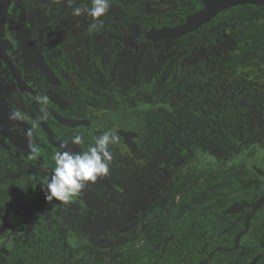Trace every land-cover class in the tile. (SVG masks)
Instances as JSON below:
<instances>
[{
  "label": "flooded vegetation",
  "instance_id": "obj_1",
  "mask_svg": "<svg viewBox=\"0 0 264 264\" xmlns=\"http://www.w3.org/2000/svg\"><path fill=\"white\" fill-rule=\"evenodd\" d=\"M39 1L43 6L33 25L28 8L21 7L15 13L13 0L8 11L15 13L12 32L7 15L3 35L8 42L4 54L9 64L0 58V169L7 167L0 171V250L6 253L0 255V264H264V203L249 217L248 225L249 206L233 214L224 213L232 204H251L264 194V177L255 171L258 168L264 172V156L260 165L252 158L248 160L250 174L237 161L224 170L206 172L201 166L190 167L196 146L190 149L186 132L182 141L176 140L168 157H159L157 148H152L148 139L145 142L143 135L127 128L124 118L112 120L110 111L99 107L85 80L90 68L116 65L118 57L131 58L145 45L172 41L181 50L254 52L253 65L244 72L252 77V82L245 81L255 97L264 91V74L258 77L259 70L264 68L259 61L264 53V5L224 9L201 26L209 25L210 30L201 34L205 38L201 43H194L201 27L179 38L156 42L146 39L148 31L174 27L185 19L168 26L154 18L164 13L153 14L151 20L138 18L130 27L132 23L117 0H110L107 13L98 20L86 14L72 15L75 8L89 7L90 0ZM181 1L160 2L170 8ZM197 1L201 6L196 11L203 8L201 0ZM21 9L26 12L25 30L30 34L38 61L27 58L16 41L14 24ZM52 20L56 27L54 36L49 31ZM143 21L150 24L146 31L142 29ZM41 22L44 27L37 26ZM92 24L97 27L92 28ZM37 97L43 98V102H38ZM15 109L24 113L22 121L9 120ZM42 109L47 111V118L38 120ZM169 111L175 112L174 108ZM29 129L31 144L26 137ZM104 131L120 137L110 149L114 159L108 174L88 184L90 192H79L67 203L47 201L43 189L53 173L52 156L65 150L82 153ZM77 134L82 137L80 145L71 143ZM164 164L178 172L172 183L173 194L164 197L157 188V199L150 201L153 204L142 205L147 196L142 187L143 173L148 172V165ZM157 174L151 175L150 180ZM191 175L200 177L196 188L190 187ZM131 178L138 186L128 189L127 181ZM253 186L262 191L256 198L253 196L258 190ZM197 190L200 203L191 208ZM13 203L20 205L9 206ZM134 216V227L139 228L127 236L123 228L126 220ZM92 222L96 225L91 226ZM106 222L112 225L107 227L109 234L115 231L112 242L124 241L121 248H126L125 255L69 253L85 242L81 234L85 224L90 223L95 234ZM47 244L56 245L62 255H44ZM217 248L221 250L209 255Z\"/></svg>",
  "mask_w": 264,
  "mask_h": 264
},
{
  "label": "rangeland",
  "instance_id": "obj_2",
  "mask_svg": "<svg viewBox=\"0 0 264 264\" xmlns=\"http://www.w3.org/2000/svg\"><path fill=\"white\" fill-rule=\"evenodd\" d=\"M117 1L121 3L125 17H128V21L132 23L130 27H133L138 18L151 20L153 14L164 13L167 9V5L164 6L161 4V0ZM42 6L43 4H41L39 0H15V13L21 7L28 8L29 21L34 25L38 21V11H40ZM53 18H55V12H52V19ZM53 22L54 20H52L49 25V31L54 36L56 27L53 25ZM42 25L44 27L45 23H37V26L42 27ZM174 45H176V43L172 41H167L164 44L156 46L145 45L136 54L134 53L131 58L125 59L124 57H118L120 60L116 65L101 66L97 69L90 68L88 74H85L86 83L95 93V102L99 107L108 109L112 120L124 118L126 120V127L143 135L144 141L149 138V133L144 123V114L148 111V108L154 107L148 101V93L153 89L158 90L162 88L169 81L170 75H172L169 64L182 54V52L175 51L176 46ZM191 57L193 59V55ZM192 59L184 60V64L189 65ZM239 78L246 79L250 82L253 81L251 75L247 72L240 73ZM180 86L185 88V91L190 94L191 91L195 93L193 88L183 84L182 81ZM193 96H196V93L193 94ZM137 97H139L141 101H138ZM254 100L261 104V111L257 114L262 131L260 130L247 136L240 134L237 138V143L224 146L220 143L216 145L210 140V137L204 135L200 138L202 140L196 145L195 154L190 160V167L198 168L201 166L206 172H214L216 169L222 168V170H224L230 166L231 163L237 161L239 166L242 167V170L250 174L247 164L249 159H254L258 165L261 164L264 156V151L261 147V135L264 132V91L258 92ZM202 101L207 105L210 104V102L204 99ZM166 110L169 111L168 108ZM174 113H179V111L175 109ZM185 115L187 117L189 116L188 113ZM204 124H211V127H215L216 120L207 117L204 119ZM218 146L220 148H217ZM232 151L236 152L232 153ZM150 154L155 155L154 152ZM148 166V172L143 173L145 176H143L144 182L142 187L146 189L145 193H147V196L143 197L144 200L142 205L153 204L150 203V201H155L157 199L155 197V190L157 188H159V190L157 189L158 193H161L162 190L161 194L164 195V197L172 193L174 189L172 183L178 177L177 170L172 171L170 168L167 169V164L161 167L153 165ZM6 168V166H3L0 171H4ZM156 173L158 174L153 176L154 180H150V176ZM189 181L191 182L190 187L196 188L200 183V177L191 175ZM135 182L136 180L134 178L127 181L128 189L137 187L138 185H136ZM197 192L196 196L191 200V208L197 207L200 203V190H197ZM135 223V216L134 218L131 217L129 220H126V228H123V230H126L125 234L127 236L132 235L134 231L139 228L134 227ZM94 225L96 224L92 222L91 226ZM91 226L90 223L85 224L83 232L81 233L82 239L85 242L81 244L77 250H69L70 254L75 255L80 251L83 255H125L124 251H126V248H121L124 241L120 243L112 242L111 240L114 238L112 233L115 232L112 231V233L109 234L111 230L107 229V227H112L111 222H106L103 228L100 229V232L95 234L92 233L93 230ZM118 233V229H116V234L118 235ZM107 239H110V242ZM0 255H6V253L0 250Z\"/></svg>",
  "mask_w": 264,
  "mask_h": 264
},
{
  "label": "trees",
  "instance_id": "obj_3",
  "mask_svg": "<svg viewBox=\"0 0 264 264\" xmlns=\"http://www.w3.org/2000/svg\"><path fill=\"white\" fill-rule=\"evenodd\" d=\"M200 6L197 0H182L174 3L173 7H167L162 16L154 18L163 25L173 26ZM14 17L15 13L11 11L8 14L10 32ZM149 27L150 24L143 21V31ZM209 30V25L198 29L194 43H201V39H205L201 34ZM175 51L182 54L169 64L172 75L165 86L148 93V101L154 107L148 108L144 114V123L149 133L148 142L152 148H157L160 157H168L176 140L182 141L186 132L189 134L190 149L193 150L204 135L210 137L213 143L224 146L237 143L240 134L247 136L258 131L261 123L258 122L257 113L261 111V104L254 100L253 90L246 81L238 78L240 72L248 71L253 65L251 60L254 52L181 50L179 47H175ZM187 59H192L189 65L184 64ZM259 61L264 67V53L260 55ZM262 74L264 68L259 70L258 77ZM181 81L193 88L196 96H193L195 93L192 91L191 94L186 92L180 86ZM203 99L210 104L203 103ZM167 108H174L179 113L172 114ZM187 113L188 117L185 115ZM207 117L215 119L216 125L221 127L204 124ZM261 146L264 150L263 137ZM179 148L181 151L182 146ZM257 188L253 186L254 190ZM261 192L258 190L253 198ZM44 255H62V251L56 245L47 244Z\"/></svg>",
  "mask_w": 264,
  "mask_h": 264
},
{
  "label": "clouds",
  "instance_id": "obj_4",
  "mask_svg": "<svg viewBox=\"0 0 264 264\" xmlns=\"http://www.w3.org/2000/svg\"><path fill=\"white\" fill-rule=\"evenodd\" d=\"M110 6V0H90V6L84 9H73V16L86 14L88 17L98 20L104 16ZM96 28V24L91 25ZM38 102H43V98L37 97ZM47 118V111H41L38 120ZM24 113L19 109L13 110L9 115V120L22 121ZM35 127V123L33 125ZM26 137L29 144L32 143V129L27 130ZM120 137L111 131H104L94 139V143L87 147L82 153L71 151H59L52 156L54 169L51 178L45 188L46 200H56L67 203L76 196L86 185L94 183L98 178L105 177L113 161V153L110 150L118 144ZM71 143L80 145L81 135L77 134L71 138Z\"/></svg>",
  "mask_w": 264,
  "mask_h": 264
},
{
  "label": "water",
  "instance_id": "obj_5",
  "mask_svg": "<svg viewBox=\"0 0 264 264\" xmlns=\"http://www.w3.org/2000/svg\"><path fill=\"white\" fill-rule=\"evenodd\" d=\"M13 0H0V58L8 63V58L4 54L5 46H7L8 42L3 40L4 29L6 24V19L9 11V7ZM203 4V8L191 13L188 15L184 22L170 28H160V29H152L148 31L146 34V39L156 42L162 39H170V38H179L184 36L199 27L203 24L211 20L216 14L223 11L224 9L237 6V5H246V4H263L264 0H201ZM26 25V12L25 9H21L19 12L16 21H15V35L17 43L23 48L24 54L27 58L33 57L38 61V56L35 53L33 43L30 39V34L25 30ZM41 69L45 72V68L43 65L39 63ZM128 136L130 133H125ZM255 171L264 177V172L258 168H255ZM90 186L86 185L80 193H88L90 192ZM264 203V194L261 195L257 200L253 203L248 204L246 202L235 203L232 204L228 209L224 211L225 214H233L237 212L243 206H249L251 208V212L247 217V225L248 219L254 212ZM18 203L9 204V206H19ZM243 233V232H242ZM221 250V248H217L213 250L209 255H213L216 251Z\"/></svg>",
  "mask_w": 264,
  "mask_h": 264
}]
</instances>
